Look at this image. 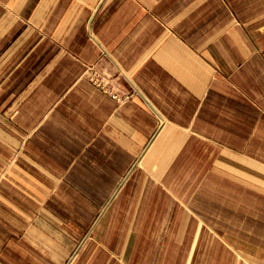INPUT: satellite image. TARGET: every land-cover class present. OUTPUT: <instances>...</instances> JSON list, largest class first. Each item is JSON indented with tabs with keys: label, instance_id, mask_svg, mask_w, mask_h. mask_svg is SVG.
<instances>
[{
	"label": "crops",
	"instance_id": "0c3cea01",
	"mask_svg": "<svg viewBox=\"0 0 264 264\" xmlns=\"http://www.w3.org/2000/svg\"><path fill=\"white\" fill-rule=\"evenodd\" d=\"M173 229L264 264V0H0V264L171 260Z\"/></svg>",
	"mask_w": 264,
	"mask_h": 264
},
{
	"label": "rangeland",
	"instance_id": "374dc122",
	"mask_svg": "<svg viewBox=\"0 0 264 264\" xmlns=\"http://www.w3.org/2000/svg\"><path fill=\"white\" fill-rule=\"evenodd\" d=\"M177 233V229H173L172 235L174 236V243L171 245L172 250L170 251V253H172V259L164 260L163 256L167 246L165 244H158L156 250L153 252L154 259L148 260L146 264H185L186 262H181L180 259H178L180 258L182 248L185 249V251L188 249L190 253L194 255L193 260L188 262V264H253L251 260H248L245 255L238 251L231 250L222 244H213V239L211 238L213 235L209 233L208 230L203 232L205 236L204 244L199 243L190 246L188 244L186 246L178 243L182 240L181 238H177L178 242H176L175 237ZM190 233H192V231ZM189 239H192L190 235Z\"/></svg>",
	"mask_w": 264,
	"mask_h": 264
},
{
	"label": "built area",
	"instance_id": "2783aa9c",
	"mask_svg": "<svg viewBox=\"0 0 264 264\" xmlns=\"http://www.w3.org/2000/svg\"><path fill=\"white\" fill-rule=\"evenodd\" d=\"M87 73L90 82L94 86L98 87L103 92L108 93L109 96L117 102H122L128 97L126 94L117 90L106 77L94 70L93 67H89Z\"/></svg>",
	"mask_w": 264,
	"mask_h": 264
}]
</instances>
